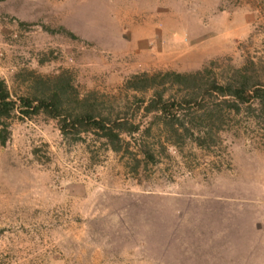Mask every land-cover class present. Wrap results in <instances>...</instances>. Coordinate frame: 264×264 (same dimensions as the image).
Listing matches in <instances>:
<instances>
[{"label": "rangeland", "instance_id": "374dc122", "mask_svg": "<svg viewBox=\"0 0 264 264\" xmlns=\"http://www.w3.org/2000/svg\"><path fill=\"white\" fill-rule=\"evenodd\" d=\"M204 68L264 82V0L1 1L0 79L13 98L64 75L68 113L85 99L95 116L147 131L113 152L93 134L62 137L43 113L13 120L0 145V264H264L261 105L234 112L197 96L174 122L144 112L151 90L124 87Z\"/></svg>", "mask_w": 264, "mask_h": 264}, {"label": "trees", "instance_id": "16d2710c", "mask_svg": "<svg viewBox=\"0 0 264 264\" xmlns=\"http://www.w3.org/2000/svg\"><path fill=\"white\" fill-rule=\"evenodd\" d=\"M3 0H0V2ZM243 69H233L232 75L223 82L214 78H207L206 69L191 73L164 72L133 75L124 82V87L131 91L146 92L151 90L150 97L144 103V112L154 113L156 118H164L169 121H177V110H181V104L196 101V98L206 100L212 94L220 97L223 103L234 112L239 105L258 102L264 110V82L258 78L246 76ZM206 77V78H205ZM39 81L37 84H40ZM44 84V83H42ZM53 88L41 93L40 97L13 98L2 79H0V145H4L9 137V125L13 120L28 119L33 115L43 113L47 117L56 120L58 131L64 138H71L74 142L80 141L83 134H93L104 141L113 152L121 151L123 146H128L126 137L135 135L141 140L144 131L140 130V124L126 117H110L108 115H94L93 108L85 99L81 100L83 108L77 114L68 113L64 102L66 85L64 75H57ZM177 85L186 89L187 98L168 101L164 91L167 86ZM158 88L160 90H158ZM143 103V102H142ZM141 146V147H140ZM138 148H143L142 144ZM142 156L151 159L149 151L140 150Z\"/></svg>", "mask_w": 264, "mask_h": 264}]
</instances>
